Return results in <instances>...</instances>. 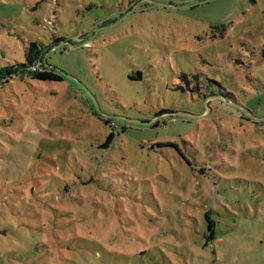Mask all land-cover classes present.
<instances>
[{"label":"rangeland","instance_id":"obj_1","mask_svg":"<svg viewBox=\"0 0 264 264\" xmlns=\"http://www.w3.org/2000/svg\"><path fill=\"white\" fill-rule=\"evenodd\" d=\"M32 42L63 79L0 80V264H264V0H0V70Z\"/></svg>","mask_w":264,"mask_h":264},{"label":"trees","instance_id":"obj_2","mask_svg":"<svg viewBox=\"0 0 264 264\" xmlns=\"http://www.w3.org/2000/svg\"><path fill=\"white\" fill-rule=\"evenodd\" d=\"M38 59H43L44 64L46 65V59L44 58V52L39 49L37 43L32 42L26 52V62L25 63H19L18 65H12L10 67H5L0 70V80H4L5 82H8L10 80H13L18 77H32L38 80H49V81H61L63 78L61 75L56 73L53 69L45 68L43 71L40 72H34L31 70V66L34 64V62ZM141 72H138V75L136 76H129V79L131 80H140L141 79ZM105 121L108 123L110 122V119H105ZM113 138V133H111L107 139V142L102 145L103 147H107L108 143ZM168 146H175L169 144ZM187 160V159H186ZM189 162V160H187ZM205 168L202 169L204 171ZM205 218L208 223L207 232L204 237V247H210L212 242L218 239L217 238V229H216V221L213 220L210 216V213L207 211L205 212ZM213 246V245H212Z\"/></svg>","mask_w":264,"mask_h":264},{"label":"built area","instance_id":"obj_3","mask_svg":"<svg viewBox=\"0 0 264 264\" xmlns=\"http://www.w3.org/2000/svg\"><path fill=\"white\" fill-rule=\"evenodd\" d=\"M44 61L45 60H43V59H38V60H36L35 62H34V64L31 66V70L32 71H38V72H40V71H43L45 68H44Z\"/></svg>","mask_w":264,"mask_h":264}]
</instances>
